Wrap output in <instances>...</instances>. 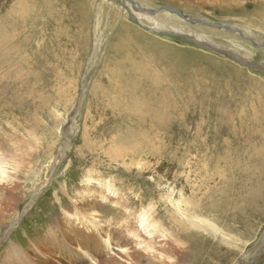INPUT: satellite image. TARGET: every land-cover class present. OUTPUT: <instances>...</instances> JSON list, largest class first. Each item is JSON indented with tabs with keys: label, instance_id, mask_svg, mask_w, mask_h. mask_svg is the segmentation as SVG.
I'll use <instances>...</instances> for the list:
<instances>
[{
	"label": "bare ground",
	"instance_id": "1",
	"mask_svg": "<svg viewBox=\"0 0 264 264\" xmlns=\"http://www.w3.org/2000/svg\"><path fill=\"white\" fill-rule=\"evenodd\" d=\"M43 1L15 0L8 8L0 3V66L4 62L11 67L7 77L0 81V114L11 117L12 123L17 120L12 114L23 116L21 118L27 122L47 103V98L36 99L41 94L44 85L41 78L44 75L38 68L32 69L30 63L37 61L33 62L36 65L38 60H32V56L23 63L18 60L21 53L32 51L33 42L30 45L29 42L35 37L31 27L37 20ZM56 1L61 5V11L54 12L51 8L49 13L54 12L55 18L61 19L58 22L61 31L65 29L71 34V49L77 47L78 53L84 51L91 22L90 3L85 0ZM35 2L38 3V10ZM129 7L135 9L138 15H149L140 11L142 7L133 1ZM166 11L179 16L176 10ZM258 14L263 17L264 23V7ZM180 17L184 16L180 13ZM147 18L156 25L152 18ZM119 30V36L111 46L113 54H108L107 65L104 66L113 82V85H108L109 91L114 95L109 96L108 90L105 94L101 90L102 95L92 102L95 107L97 105L93 109L99 116L98 124L103 127L98 125L95 127L97 131L98 128L104 132L115 130L120 135L109 141L111 144L106 148L85 144L84 152L94 153L97 160H101L99 155H107V161L121 163L127 166V170L136 165L137 171L131 173L135 172L138 176L153 174L151 182L156 185L158 204L153 202L154 195H148L151 199L144 202L141 193L136 197L139 204L133 206L135 186L129 187V191L123 194V186H118L114 176L110 178V175L98 173L102 168L98 165L90 167L83 174L84 185L76 195L79 204L87 205L89 209L82 210L75 205L73 214L65 213L67 219L73 220L67 221L73 226L66 235L78 241V237H82L81 241L87 244L82 243L85 248L89 247L97 254L106 253L108 264H138L132 259V254L147 264H174V259L165 253L175 255L179 250L183 253L187 251L195 258L194 262L203 254L214 259L220 254L222 244L228 245L225 238L229 234L226 232H235L237 226L248 225L252 218L262 220L264 217V104L259 97L255 102L240 97L238 100L242 101V107H239L238 100L230 98L221 101L200 92V89V93L196 92L199 96L192 98L194 91L191 85H180L175 78L165 80L160 72L146 68L143 64L144 50L137 40L140 34L133 27L123 24ZM237 34L244 36L242 32ZM79 36L82 38L80 43L75 41ZM46 50L43 49V52ZM13 137L10 135L5 140L0 134V218L5 211L2 199L5 197L2 195L13 193L16 189L14 179L27 172L25 163L32 165L30 158L33 156L28 151L31 144L13 141ZM49 151L47 147L42 153L44 158L49 156ZM85 155H79L82 157L79 163H88ZM163 180L170 181L173 188L178 189L180 198L174 199L176 193L173 188L172 192L167 193L166 190L165 194L160 193ZM90 185L99 191L97 194L101 203L112 204L111 225L116 227V233L121 235L123 242L118 241L117 236L115 238L109 226L98 228V206L87 203L97 197L93 196L94 192H87L86 187ZM185 193L187 198L182 197ZM239 206L244 214L234 215L232 210ZM162 215L165 221L161 220ZM75 224L85 230L84 233L73 234ZM202 236L215 240L206 242ZM94 237L97 241L92 239ZM58 247L59 251L66 250L61 244ZM130 248L134 250L129 251ZM83 255L85 257L89 253ZM88 259L92 260L93 256Z\"/></svg>",
	"mask_w": 264,
	"mask_h": 264
},
{
	"label": "rangeland",
	"instance_id": "2",
	"mask_svg": "<svg viewBox=\"0 0 264 264\" xmlns=\"http://www.w3.org/2000/svg\"><path fill=\"white\" fill-rule=\"evenodd\" d=\"M130 1L85 0L87 4L90 3L91 22L87 30V45L80 53L77 52V47L71 49L73 40L71 34L65 29L62 31L59 29L58 22L61 19L55 18L54 13L61 11L59 2L44 0L40 3L41 11L38 12L37 20L31 27L35 38L29 42V45L33 42L32 51L40 53L38 55L33 54L32 51L29 52L30 54L24 52L18 60L26 61L31 56L32 60H38L39 63L36 65L33 62L37 61L30 63L32 69L38 68L44 75L41 78L43 82L41 84L44 85L40 96L36 99L47 98V103L45 107L39 108L36 114H32L30 121L27 122L23 121L21 118L23 116L17 117L16 114H12L13 118H17L15 123H12L11 117H3L0 114L1 137L6 140L8 136L13 135L15 138L13 141L30 143L31 147L28 146V151L33 156L30 158L32 165L25 163L28 166V169L27 166L24 168L27 172L14 179L16 189L13 193L6 192L2 195L5 197L2 198L5 202V211L0 218V264H96L97 262L108 264L106 253L97 254L89 247L85 248L82 243L85 246L87 244L81 241L82 237H78L80 240L78 241L73 240V236L66 235L73 226L68 222L73 220L67 219L65 213L73 214L75 205L82 210L89 209L87 205L79 204L80 200L76 195L84 185L83 174L90 167L98 165V168L102 167L99 168L98 173L110 175V178L114 176L118 180V186L119 184L123 186V194L129 191V187L135 186L134 189L137 190L135 189L136 195L132 198L133 206L139 204L136 197L141 193L144 202H148L151 199L149 196L154 195L153 202L158 204L156 185H152L151 182L153 174L138 176L135 172L131 173L137 171L136 165L127 170V166L121 163L107 161L109 157L107 155L101 154L99 155L101 160H97L94 153L84 152L85 144L106 148L111 144L109 141L115 140L120 135V132L115 130L104 132L100 129L103 127L99 125V116L93 109V107L97 108V105L95 107L92 101L101 96L102 91L105 94V90H108L109 96L114 95L109 91L108 85H113V82L104 66L107 65L108 54H113L111 46L114 39L119 36L121 25L127 24L140 34L137 40L144 50L143 64H146V68L160 72V76L165 80L175 78L180 85L183 83V85H191L192 92L194 91L192 98H197L198 93L205 92L210 94L211 98L221 101L230 98L237 101L238 98L243 97L247 101L255 102L259 97L264 104V23H262L263 17L258 14L264 7V0ZM132 1L142 7L140 11L148 12L149 15H138L135 9L129 7ZM13 2L15 0H0V3L7 8ZM36 3L35 7L38 6ZM51 8L55 10L52 14L49 13ZM165 8L176 10L184 17L168 13ZM147 17L152 18L156 25ZM209 24H219L235 32L207 26ZM213 32L215 34H212ZM237 32H242L244 36L241 34L239 36ZM75 41L80 43L82 38L79 36ZM45 48L47 50L43 52ZM10 70L11 67L2 62L0 81L7 77ZM238 103L239 107H242V101L238 100ZM98 125L100 128L97 131L95 127H99ZM47 147L50 148L49 156L44 158L45 154L42 153ZM80 154H86L84 158L88 163H79V159L82 158ZM108 166L113 167L108 168ZM25 174L29 175L24 176ZM164 182L165 180L159 188L160 193L165 194L166 190L167 193L172 192L174 188L170 181ZM86 189L89 193L94 192L93 196H97L87 203L98 206L96 209L98 228L109 226L115 238L117 236L118 241L123 242L121 235L116 233L118 231L116 227L111 225L112 204L101 203L97 194L99 191L92 189V185ZM174 190L176 194L173 196L176 200L180 197L178 189ZM185 195L182 197L187 198L188 195L186 193ZM207 201L208 197L205 202ZM232 213L241 216L244 211L239 206L234 208ZM162 219L165 221L163 215ZM75 225L76 231H72L73 234L84 233L85 230L78 228V224ZM238 227L235 228V232H226L229 234L225 238L228 245L223 243L220 254L214 259L203 254L194 262L195 258L187 251L183 253L180 250L175 255L169 253L165 255L172 257L174 264H264V217L262 220L252 218L248 225ZM202 238L206 242L211 241L210 243L215 240L210 236H202ZM92 239L97 241L96 237ZM59 244L66 250L59 251ZM133 250L134 248H130L129 251ZM96 251L98 252V249ZM83 253L89 255L84 257ZM90 255L93 256L92 260L88 259ZM132 259L138 264H147L133 254Z\"/></svg>",
	"mask_w": 264,
	"mask_h": 264
},
{
	"label": "water",
	"instance_id": "3",
	"mask_svg": "<svg viewBox=\"0 0 264 264\" xmlns=\"http://www.w3.org/2000/svg\"><path fill=\"white\" fill-rule=\"evenodd\" d=\"M165 10H169V12H174L175 10H173V9H169V8H165ZM175 13H177L179 16H180V13H178V12H176L175 11ZM207 26H216L217 28H221V29H223V30H226V31H229V32H235V31H233V30H229L228 28H226V27H222L221 25H219V24H209V25H207Z\"/></svg>",
	"mask_w": 264,
	"mask_h": 264
}]
</instances>
